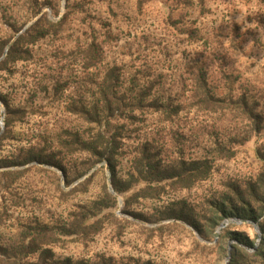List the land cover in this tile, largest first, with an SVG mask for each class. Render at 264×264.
Listing matches in <instances>:
<instances>
[{"label": "rangeland", "instance_id": "1", "mask_svg": "<svg viewBox=\"0 0 264 264\" xmlns=\"http://www.w3.org/2000/svg\"><path fill=\"white\" fill-rule=\"evenodd\" d=\"M39 19L50 31L5 62ZM1 44L0 245L10 254L47 227L53 243L41 250L72 264H264V0H0ZM114 66L117 97L158 99L168 114L143 107L120 121L121 193L106 163L62 149L97 130L86 114L101 110ZM144 146L165 163L205 160L210 174L187 188L135 182ZM29 149L54 154L66 174L10 165ZM146 186L154 196L142 197Z\"/></svg>", "mask_w": 264, "mask_h": 264}, {"label": "trees", "instance_id": "2", "mask_svg": "<svg viewBox=\"0 0 264 264\" xmlns=\"http://www.w3.org/2000/svg\"><path fill=\"white\" fill-rule=\"evenodd\" d=\"M40 19L36 21L23 35L18 37L16 41L8 49L7 55L4 59L5 62H14L20 59H25L24 56H18V51L20 50L21 45L32 44L36 39L43 37L50 30V24L47 23L43 28L38 29ZM35 35V36H33ZM5 44L0 45V53ZM26 53V50L25 52ZM4 62V63H5ZM3 64V63H1ZM123 76L121 69H118L116 66L107 69L103 75V86L99 91L100 97V111H98L96 104L92 106L93 111L87 112L86 121L88 123L95 124L97 130L94 133H88L86 140L79 139L78 135L74 136L72 142H67L62 146V149H68L72 145H77L87 155L94 160V163L104 162L106 163L110 177L111 185L113 190L116 193H121V180L117 177V166L118 159L121 152L122 141L124 139L122 130L124 125L120 124V121H128L133 117V113L141 110L143 107H150L151 109H159L161 114L167 117L165 105L160 103V100L154 99L149 102H145L142 94H136L133 97L123 98L117 97L115 94L119 91L117 86L120 78ZM144 103H147L144 105ZM260 123L256 122L257 129H260ZM100 127H103L100 130ZM147 147L144 146V149L139 156L133 158L131 163V170L128 173L130 179H135V182L145 181L149 183H161L166 180H172L180 188H187L191 183L199 182L205 180L210 174V165L205 160L190 161L188 163L182 160H174L169 163H165L162 159H156L151 155ZM22 162H12L10 165H20L27 163L28 161H37L42 164H47L51 166H56L60 171L65 175V169L55 163L50 159H55V155H42L40 151L34 149H29L27 154L24 156ZM152 192H156V188H151L146 186L140 190L142 197H147L152 195ZM154 196V194H153ZM224 215L228 213L224 212ZM248 219L252 222L257 223V218L249 215ZM70 226L73 224L70 223ZM197 231L199 229L197 226H193ZM47 227H41L34 229L32 236L29 238L28 242H21L18 247L21 250L19 256L16 254H10L8 252L9 248L3 247L0 245V264H72L69 259L63 261H57L47 249L41 250L45 245L53 243L48 238H45V232ZM260 231L264 239V229L260 225ZM27 236H24L25 239ZM22 239V240H23ZM38 253L35 257V260L32 261L30 257ZM80 264H114L111 258L100 257L92 261H85ZM230 264H233V259L230 261Z\"/></svg>", "mask_w": 264, "mask_h": 264}, {"label": "water", "instance_id": "3", "mask_svg": "<svg viewBox=\"0 0 264 264\" xmlns=\"http://www.w3.org/2000/svg\"><path fill=\"white\" fill-rule=\"evenodd\" d=\"M110 192L113 194V191L111 189H110ZM221 226H223V224ZM253 228L257 234V238H259L260 232H259L258 226L256 224H253ZM214 237L215 238L217 237V232H215Z\"/></svg>", "mask_w": 264, "mask_h": 264}]
</instances>
